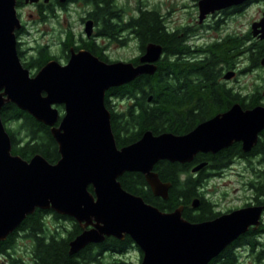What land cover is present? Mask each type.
Returning <instances> with one entry per match:
<instances>
[{
  "label": "water",
  "instance_id": "95a60500",
  "mask_svg": "<svg viewBox=\"0 0 264 264\" xmlns=\"http://www.w3.org/2000/svg\"><path fill=\"white\" fill-rule=\"evenodd\" d=\"M16 5L17 0H0V241L37 208L52 209L83 228L70 241L71 255L107 237L129 235L143 252L139 264H209L251 225L260 224L262 207L253 206L192 222L183 216V206L163 211L124 189L119 177L141 172L154 195L167 199L172 184L154 169L160 160L189 162L200 151L217 152L235 141L251 150L264 128L263 105L244 110L236 103L187 134L147 130L139 140L118 147L106 92L155 74L163 47L149 44L138 65L109 63L72 49L67 64L52 59L31 75L18 53L16 32L22 22ZM92 29L93 21H87L89 35ZM10 102L51 128L61 154L56 163L41 154L28 160L12 152L1 116ZM58 105H64V114ZM193 206H199V199Z\"/></svg>",
  "mask_w": 264,
  "mask_h": 264
},
{
  "label": "flooded vegetation",
  "instance_id": "af4514ba",
  "mask_svg": "<svg viewBox=\"0 0 264 264\" xmlns=\"http://www.w3.org/2000/svg\"><path fill=\"white\" fill-rule=\"evenodd\" d=\"M34 4L35 22L43 24L47 20L52 19L57 23L54 27L53 39L58 46V53L53 55L62 64L68 63L73 49L76 52L87 50L109 63L128 61L138 65L141 63V57L146 53L149 44H157L163 47L161 56L155 62L159 67L162 63L172 64L180 58L178 62L183 64V69H180L182 74L179 75L170 71V74L164 77L165 81L166 77L168 80V86L166 87L170 91L183 93V100L187 98L194 99L193 107L189 104L188 106L186 104L183 106V133H175L172 131L174 129L155 133L153 130L148 129L155 135L165 132H172L177 135L187 134L199 124L213 117L228 113L236 103H239L244 110L252 109L257 105L264 106L263 85H253L250 88L244 80L240 79L242 74H246L253 69L263 68L264 70V0H183V19L172 16L176 9L172 1L159 0L151 3L149 0H99V12H96V5L84 4L80 0H66L64 2L61 0H38ZM28 5L29 2L27 0H17V12L22 22L21 29L17 31L18 50L21 55L20 58L27 63L38 52V48L34 47L25 49V42L22 40L24 33L29 32L23 11L24 7ZM163 6L167 8L166 11H163ZM257 7L260 17L251 20L248 18L245 21L244 16L251 9ZM75 8L82 9V13L78 17L82 26L79 33L74 31L72 22H68L66 27L60 23L61 14L64 19H67L73 14ZM144 13L155 14L160 20L165 33L175 34L182 39L181 48L176 51L178 52L177 54H172L171 51L167 52L162 43L152 39L143 44L141 35L140 33L138 34L136 28L129 27ZM107 19H109L110 23L120 27L113 35L105 31ZM90 20L93 21V29L89 35L86 31V23ZM237 22L238 26H236ZM70 38L73 44L69 43ZM133 43L137 46L136 54L126 59L112 55L113 46L117 47L114 50H128ZM42 46H45L50 51L49 44H42ZM257 47L263 53L259 65H254L252 49ZM223 49H226L228 54L219 57L218 52ZM205 66L211 68L208 72L212 74L213 81L211 86L214 94L215 90L218 92L219 89H222L224 95L233 98L238 95L239 99L245 100H248L252 94H257L260 102L253 107H249L239 101H234L227 108L220 109L219 101L215 99V101L209 103L204 102L205 104L208 103L204 105L199 100L198 95L203 91L205 85L209 84L201 75L202 68ZM260 78L264 80V76L261 75ZM161 84L159 83L157 86L159 87ZM152 98L153 96L148 100L151 105ZM106 99L109 107L115 112L128 110L125 108V99L114 96H109ZM59 109L64 113V105H59ZM171 113L172 111H166L165 120L166 118L171 120ZM174 125L177 126L178 123L175 121ZM262 132H260L257 143L249 151L244 149L243 141H235L217 152L200 151L194 156L193 160L183 162V165L190 164L187 170H183V176L192 174L206 180L223 179L236 170L237 164L250 165L249 179L244 181L241 186H246V190L251 193L245 197V201L242 204L232 206L226 212H223L218 210L217 206L220 203L213 202L209 197L208 191L204 197L211 200L214 212L218 213L214 218L221 214L247 207H262L259 218L260 224L258 226L251 225L247 233L264 228V182L262 181L261 183L260 178V172L264 170V139L262 140ZM161 161L170 160L163 159L159 162ZM199 165H202V167L194 171V168ZM237 174L240 178H247L248 173L237 171ZM192 207L193 209L197 208L193 204ZM263 236L264 232H261L260 236L257 237V244L254 248L248 245L236 247V250H238L236 251L238 256L237 264H262L264 250L257 252L256 249L261 245ZM243 248L252 253V255L249 253L244 260L239 255V251ZM11 254L15 255L10 252Z\"/></svg>",
  "mask_w": 264,
  "mask_h": 264
},
{
  "label": "trees",
  "instance_id": "16d2710c",
  "mask_svg": "<svg viewBox=\"0 0 264 264\" xmlns=\"http://www.w3.org/2000/svg\"><path fill=\"white\" fill-rule=\"evenodd\" d=\"M80 1L84 4H94L97 6L96 12L100 11L98 6L99 0ZM129 27L136 28L138 34L140 33L141 35L143 44L151 39L158 41L164 45L167 52L171 51L172 54H177L178 52L176 51H179L181 48L182 39L175 34L165 33L160 20L155 14L144 13ZM119 29V26H115L107 19L105 31L108 34L113 35ZM69 43L73 44L71 38L69 39ZM223 50L218 52L219 57L228 54L226 49ZM37 51V55L31 58L30 62H23L21 59L23 65L30 69L33 74L39 71L48 61L56 59L45 46H39ZM262 53L258 47L252 49L254 65H259ZM19 56L21 57L20 54ZM179 59L172 64L162 63L160 67L158 66L155 74L140 75L132 82L112 87L106 92V98L114 96L125 99V108L128 109L123 112H115L109 107L106 99V106L111 112L112 129L118 147H123L137 141L141 138L144 131L148 129L153 130L155 133L172 129H174L172 131L175 133H183V106L185 104L188 106L189 104L193 107L194 99L187 98L183 100V93L170 91L166 87L168 86L167 77L166 81L164 79L167 74H170V71L179 75L182 74L180 69H183V64H179ZM202 69L201 75L209 83L205 85L203 91L198 95L199 100L204 105L215 101V99L219 101L220 109L227 108L234 101H239L249 107H253L260 102L257 94H252L248 100L239 99L238 95H235V98L224 95L222 89H219L218 92L215 90L214 94L211 86L213 81L212 74L208 72L211 68L205 66ZM159 83L162 84L158 87ZM172 93L174 94L172 95ZM216 94L218 95L216 96ZM152 96L151 105L148 100ZM128 98L133 102H130ZM204 102L208 103L205 104ZM166 111H172V121L168 120V118L165 120L167 116ZM1 116L11 136L12 152L14 154H18L28 160L36 154H41L51 163H56L61 158L58 143L53 137L49 126L38 121L27 111L22 110L12 102L6 103L3 106ZM175 121L178 123L177 126L174 125ZM261 132L263 140L264 128ZM189 166L190 164L183 165V163L170 161H161L155 165L154 169L159 173L160 178L164 182H171L172 184L167 199L154 195L144 174L141 172H125L119 177V180L124 189L142 196L146 202L163 211L170 212L183 206V216L192 222L212 219L218 213L214 212L211 200L204 198L207 192L206 183L208 180L192 174L183 176V170H187ZM260 178L261 183L262 181L264 182V170L260 172ZM89 190L94 192L92 185L89 186ZM195 199H199V206L193 209L192 204ZM49 214L54 215L56 219L70 220L73 223L71 229H66V235H63L59 231H47L45 217ZM82 230L83 228L80 224L70 216L60 215L52 209L44 210L37 208L33 214L26 217L6 240L0 241V256L7 258L5 264H136L128 261L126 256L133 249H137L140 252L141 262L143 252L129 235H126L124 239L114 236L107 237L103 242L92 243L79 253L71 255L69 253L70 241L80 234ZM21 232L26 237L32 239L31 260H25L22 256L10 255V250L14 248L16 239ZM261 232H264V228L251 231L250 233L246 232L227 246L209 264H237L238 256L236 255V251L238 250H236V247L244 245L252 248L256 247L257 237L260 236ZM107 253H110V257L105 255Z\"/></svg>",
  "mask_w": 264,
  "mask_h": 264
},
{
  "label": "rangeland",
  "instance_id": "374dc122",
  "mask_svg": "<svg viewBox=\"0 0 264 264\" xmlns=\"http://www.w3.org/2000/svg\"><path fill=\"white\" fill-rule=\"evenodd\" d=\"M151 3L159 0H149ZM162 1H172L176 7L175 11L173 12V17L183 19V0H162ZM32 6H31V5ZM35 5L32 2H29V5L24 7V19L27 24V29L29 32L24 33L22 40L25 42L24 48H38L39 46H42V44H49L50 45V51L51 54H57L58 53V46L55 44L53 36H54V27L56 26V21H53L52 19L47 20L46 23L38 24L34 21L36 18L35 15V9L33 7ZM167 8L163 6V11H166ZM80 13H82V9L75 8L73 10V14L70 17H67V19L63 17L61 14L60 17V23L63 26H68V22L73 23V29L76 33H79L82 29V26L80 24V21L78 17L80 16ZM33 15V16H32ZM260 17V13L258 11V7L251 9L246 16H244L245 21H247L248 18L254 19ZM238 26V22L236 24ZM246 27V26H244ZM18 39V37H17ZM114 48H117L116 46H113ZM112 47V48H113ZM112 55L115 57H121L123 59H126L133 54L137 53V46L133 43L129 46L128 50H114ZM31 75H34L31 72ZM264 76V70L263 68L253 69L250 72H247L246 74H242L240 77L241 80H244L245 83L251 88L253 85H263L264 88V80L260 78V76ZM59 108V105H58ZM60 110V109H59ZM62 112V111H61ZM247 168V169H246ZM238 172L245 171L247 174V178H240L237 174ZM251 172V168L249 164H237L236 170L224 177L223 179H211L207 181V187L206 190L208 191L209 197L212 199L213 202L220 203L219 206H217L218 210H221L223 212H226L230 207L235 205H240L245 201V197L249 195L251 192L246 190V186L243 185L244 181H248L249 175ZM45 226L47 231L50 232H56L59 231L63 233V235H66V229H71L73 223L70 220H62V219H56L54 215H47L45 217ZM32 246L33 242L32 239L29 237H26L24 233H20V235L17 237L15 246L13 249L10 250L11 253H14L15 256H22L25 260H31V252H32ZM257 252L260 250H264V236L261 238V245L256 249ZM252 255L251 252H249L246 248H243L239 251V255H241V258L244 260V258L247 257V255ZM107 257H110L107 255ZM240 257V256H239ZM126 258L128 261H132L136 264L140 263V252L137 249H133ZM7 258L0 256V264H5ZM264 264V260L262 262Z\"/></svg>",
  "mask_w": 264,
  "mask_h": 264
}]
</instances>
